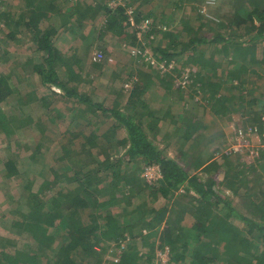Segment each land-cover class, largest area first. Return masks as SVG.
Returning <instances> with one entry per match:
<instances>
[{
    "label": "trees",
    "instance_id": "16d2710c",
    "mask_svg": "<svg viewBox=\"0 0 264 264\" xmlns=\"http://www.w3.org/2000/svg\"><path fill=\"white\" fill-rule=\"evenodd\" d=\"M23 1L24 11L17 18L10 12L0 13V23L3 22L9 28L7 34L0 31L2 36L13 40L22 31L21 37L29 39L38 57V62L28 58L25 64H18L17 69L29 66V75H35L40 85L47 86L51 96L57 89L64 95L77 97L80 104L88 107L85 111L95 115L100 112L105 118L114 119L113 126L98 137L95 133L85 137L72 132L73 138H84L79 149H72L74 142L70 139L62 145V154L55 157L60 167L50 169L52 178L44 180L37 192L31 190L30 182L24 187L23 204L17 208L21 217L13 220V227L29 233L35 244L45 249H50L54 242L53 232H59L65 243L58 247L55 262L46 260V264H115L102 262L108 250H113L112 254L118 256L117 264H139L141 256L138 255L137 246H126L120 251L121 243L129 239V244L135 242V227L139 231L147 230L149 234L144 236L138 233L144 247L149 250L148 263H152L156 249L168 248V264H264V193L258 191L251 194V188L237 185L236 182L244 179H240L244 176V170H254L256 174L259 169L264 173V106L256 111V121L250 122L257 126L261 140V146L257 148L258 157H255L253 164L245 167L242 166L244 160L235 155L236 163L226 166L224 177L219 181L217 174H214L220 169L219 165L211 161L209 155L205 160L201 159L203 155L195 159L192 146L189 155L180 152L181 157L191 158L189 162L192 167L187 169L168 158L165 149H159L154 143L158 122L167 114L170 116L164 112L161 118H152L153 113H144L147 106L143 97L153 83L154 76L137 72V80L133 82L127 102L128 106L133 107L130 113L124 114L117 108L106 109L102 104H92L85 96H76L75 89L69 88L73 83L72 78L77 76L72 67L79 61L62 54L55 40L60 25L67 33L69 29H85L92 24L90 26L93 29L88 34L90 37L96 31L100 38L111 36L125 45L142 50H148L146 47L149 45L158 61L180 64L181 70L175 66L172 70L178 79L186 74L182 69L195 67L194 71L188 70L191 91L201 92L204 96L208 94L205 100L213 108H225L234 98V93L240 91L239 96L242 97L245 78L254 74H249L250 71L264 67V0H226L227 3L219 0L215 6L216 12L212 14L209 11L214 19H205L200 13L204 0H193L198 4L193 8L196 12L194 21L179 19L180 29L176 32L171 29L172 24L164 19L160 22L149 21L150 28L142 32L140 37L139 24L154 15L150 12L142 17L144 19L134 13L129 15L126 12L129 1L115 8L108 5L112 0H90V3L82 4L65 0L60 7L56 5V0ZM144 1L150 3L152 0ZM182 3L183 0H174L173 11L182 8ZM57 17L60 25L55 26L53 20ZM165 26L167 30H159V27ZM259 49L260 59L256 56ZM217 71L225 75L226 82L218 79L222 74H217ZM10 77L0 75V131L6 136L10 132L14 134L11 125L15 128L29 123L27 117L22 120L3 113L1 106L9 102V97L13 94L18 97L23 95L11 84ZM156 79L166 93L172 92V74L156 76ZM35 91L34 86L25 97L22 96L25 99L20 98L17 103L28 106L33 101ZM178 92L181 93L180 90ZM50 95L35 99L40 100L43 107H49ZM188 97L193 98L192 95ZM254 103L255 99L249 101V104ZM180 104H177L180 110L173 118L170 116V129L175 136L182 130L177 139L182 143L197 134L193 146L196 147L203 141L201 131L205 127L197 119H186L183 113L185 102ZM135 108L139 111L133 113ZM146 116L151 122L143 127L142 120ZM50 117L55 118L54 110ZM120 129L125 134L117 138ZM92 149H98L97 156L92 154ZM216 152L220 153V150ZM222 157L226 163V160L231 162L230 158L234 155L225 152ZM148 167L158 168L160 177L156 181H146L141 177ZM5 168L7 178L17 175L13 162H6ZM230 171L235 174L229 178ZM200 173L203 175L200 176ZM40 177L44 179L42 173ZM222 185L233 196L240 195V200L244 202L242 212L233 206L220 189ZM240 189L243 191L241 194ZM179 190L183 193L177 194ZM43 191L52 193L51 197L45 198ZM136 200L140 204L133 207ZM183 201L186 202L184 207L178 208V204ZM120 202L129 210L123 215L115 214L111 209L120 205ZM86 210L90 212L87 222H83L82 216ZM186 216L192 219L191 224L184 222ZM235 221L239 226L234 224ZM148 239H152V242ZM1 241L9 242L4 239ZM42 257L39 250L33 255L2 250L0 264H28L31 258V264H43Z\"/></svg>",
    "mask_w": 264,
    "mask_h": 264
},
{
    "label": "rangeland",
    "instance_id": "374dc122",
    "mask_svg": "<svg viewBox=\"0 0 264 264\" xmlns=\"http://www.w3.org/2000/svg\"><path fill=\"white\" fill-rule=\"evenodd\" d=\"M64 1L65 0H56V5L60 7ZM66 1H78L81 2V4L90 3V0ZM128 1L130 4L127 6L128 8H126V12L132 11V13L137 16H141L140 18L146 17L148 13L152 12L154 16L148 19V21L160 22L164 19L169 22V24H172L171 29L175 32L180 29L178 23L179 19L184 18L185 20L194 21L196 12H194L193 8H196L198 5L194 3L193 0H183L182 6H184L177 11H173L172 2L174 0H152L150 3L144 0H112L108 5L115 8L119 5L124 6ZM218 1L219 0H214V6L211 5L213 7H206L207 12L211 11L212 14L216 12L215 6ZM223 1L226 3L228 2L226 0ZM24 3L23 0H2L0 1V13L10 12L11 15L17 18V16L24 11ZM203 6L204 3L199 11ZM58 18L59 17L53 20V25H60ZM2 23H0V31L2 30L1 32L7 34V29L9 28ZM90 25L92 24L87 25L85 29H79L78 27L73 28L72 31L69 29L67 33H64V29L60 25L59 34L55 39L57 41L56 46L59 47L62 54L79 61V64L75 63L72 67L77 76L76 78L75 76L72 78L73 83L69 85V88L75 89L76 96H85L92 104H102L106 109L117 108L124 114L130 113V109L132 112L133 107L130 105L128 106L127 102L130 90L137 80V72L152 75L154 76L153 83L143 97V101L147 106L144 112L145 115L151 112L154 114L152 118H161L163 113L166 112L173 118L180 110L177 104L179 103L181 106L180 102H185L184 110L182 109L186 116L185 118L197 119L201 122L202 126L205 127L204 130L201 131L204 137L203 141L198 146L193 147L194 137H196L197 134L185 143L178 141L177 139L181 135L182 130L175 136L173 130L170 129V116H168V114L167 117L163 116L164 119L158 122L154 143L159 149H165L168 158L177 161L182 167L187 169L191 168V162H189L191 158H187L188 156L181 157L180 152L188 153L191 151L190 146H192L195 159L203 155L201 159L205 160L209 155L211 161H215L219 165L220 169L217 173L214 172V174H217V180L219 181H222L224 177L226 166L236 163L234 161L236 160L235 155H238V157L244 160L245 163L243 162L242 166L246 167L254 163L256 156L255 151L261 146L258 132H254L253 135L245 139L238 140L237 131L257 127L250 122L256 121V119L254 120L256 111H258V108L261 106H264V67H256L250 71L249 74L252 72H254V74L245 78L242 84L244 86L242 97L239 96L240 91H238L233 94L234 98L225 105V108H213L212 105H208L205 100L208 98V94L204 96L201 92L194 93L191 91V79L184 88H181L179 84L181 79L176 78L177 75H174L175 73L173 71L170 73H163L164 71L158 70L156 67L145 63L141 58L139 59L135 52L136 46L125 45L120 40H116L111 36H103L100 38L97 36L96 31L92 34V37H90L88 34H90L93 29ZM165 29L167 30L166 26L165 28L159 27V30L162 32H164ZM22 33L21 31V34H17V37L13 40H8L6 36H2L0 33V75L11 76V84L21 91L24 97L31 88L34 89V86L36 87V91L33 95L34 97L32 98L33 101H29L31 103L28 104V106L19 105L17 100L24 97H18L16 94L9 97V102H4L1 106L6 116H14L22 120L27 117L28 119L26 120H28L29 123L18 125L15 128L11 125L14 129V134L10 132L8 136L0 131V252L2 250L7 253L19 251L25 255H33L39 250V252L43 254L41 258L43 264H46V260L49 263L55 262L58 247L65 243L61 240L62 237L58 235L60 234L59 232H53L54 242L50 249H45L35 244L29 233L13 227V220L21 217L19 209L17 208L23 204L21 199L22 195L25 193L24 187L30 182L32 183L31 190L37 192L40 186L43 185L42 182L44 180L52 178L50 169H58L55 167H60L55 157H59L62 154V145L67 143L70 139L74 142L72 149H79V144L84 142V138L80 136L73 138L72 132L76 134L81 133L85 137L95 133L98 137L113 126L114 119L111 117L105 118L100 112L95 115L90 111H85L88 107L84 104H80L81 102L78 101L77 97L64 95L62 91H58L57 89H54L55 94L51 96L47 86L40 85L39 79L35 75H29L31 72L29 66H25L24 69H21V67L17 69L18 64H25L28 58H33L35 62H38L37 54L34 53V46L29 42V39L21 37ZM146 48L148 49V54H151V56L158 61L153 49L149 47V45ZM31 53L33 54L31 55ZM95 55L98 57L97 61L93 60ZM256 56L259 59L261 58L260 49ZM183 58L185 59V56H183ZM14 65L16 66L15 69ZM175 67L181 70V66L178 62H176ZM186 70L194 71L196 68L188 66V68L182 69V71ZM10 72L13 73L11 74ZM166 74H172L174 76V81L172 83L173 90L171 93H166L158 79H156V76L163 77ZM217 74L222 73L221 71H217ZM218 79L222 81L227 80L224 74L218 77ZM178 87L180 88L178 89ZM179 90L181 93L178 92ZM47 95L51 96L49 100L50 106L43 107L41 101H36L35 98H43ZM188 95H192L193 98L188 97ZM180 99L183 101L178 102ZM253 99H255V103L249 104V101ZM53 110L55 112V118L50 117V113ZM138 111L139 110L135 108L133 113ZM143 118L142 126L147 127L151 119L148 116ZM250 118L251 120L253 118V120L250 121ZM83 124L84 126L82 127ZM67 131L71 133L69 134ZM124 134V130L120 129L116 136L117 138H122ZM151 136L150 134V137ZM97 141L100 143L99 140ZM221 144L223 146H221ZM217 150H220V153H217ZM91 152L93 155L97 156L98 149H92ZM225 152L233 153L234 157L230 158L231 162L226 160V163H224L222 156ZM73 160H76V158H73ZM9 161L14 163L17 175L7 178L5 166L6 162ZM155 169L154 172H150L149 174H145V171H143L141 177L148 181L147 177L150 178L157 175L158 168L155 167ZM253 172L254 170H244V176L240 177V179H244L239 182L236 181L237 185L239 184L251 188V194L258 191L264 193V173L259 171V169H257L256 174ZM41 173L44 175V179L40 177ZM229 174L230 178V176L235 173L234 171H230ZM199 175L201 176L203 174L200 173ZM220 189L225 192L233 206H235L239 212H242L244 202L240 200V195L233 196L230 191L225 189L224 185H222ZM241 192H243L242 189L239 190V194H241ZM182 193L183 192L180 190L177 192V194ZM42 195L45 196V198H49L52 193L43 191ZM185 203L184 201L180 202L178 208L184 207ZM119 204L120 205L111 208L113 213L123 215V213L129 211L128 208L126 209L123 206L124 203L120 202ZM139 204L140 201L136 200L134 201L133 207ZM88 212L90 211L86 210L83 214V222H87ZM137 215L139 217L138 213ZM134 216H136V214H134ZM184 222L190 223L191 221L189 217L186 216ZM234 224L239 226V223L236 221ZM138 233L144 236L149 235L147 230L139 231V228L135 227L133 230L135 242L129 244L131 242V239H129L121 243L120 251L126 248V246H137L138 255L141 256H139V264H167L169 256L160 253L159 249H156L152 263L146 261L149 250L144 247V242H142ZM1 239L9 240V242H2ZM149 242H152V239L149 240ZM2 243L5 245L4 247H2ZM110 246L114 245L111 244ZM165 249H167L169 253V249ZM112 252L113 250H108L102 257V262L110 261L117 264L119 260L118 256L112 254ZM41 259L40 262L42 263ZM31 262L32 258L31 260L28 259V264H31Z\"/></svg>",
    "mask_w": 264,
    "mask_h": 264
},
{
    "label": "built area",
    "instance_id": "2783aa9c",
    "mask_svg": "<svg viewBox=\"0 0 264 264\" xmlns=\"http://www.w3.org/2000/svg\"><path fill=\"white\" fill-rule=\"evenodd\" d=\"M211 5L214 6V0H204V6L202 7L201 12H200L207 19H214L210 15V13L207 12V9H206V7H209V8L213 7ZM128 14L132 15L133 13H132V11H129ZM149 28L150 27H149V21L148 20H144L142 23H140L139 24V30L140 31L138 32V37H140L139 35L142 32L148 30ZM135 52H136V55L139 59L141 58L145 63L150 64L153 67H156L158 70L164 71L163 73H170L175 66V64L173 62L166 64L165 62L156 61L151 56V54L150 55L148 54L149 53L148 50H142L141 48L137 47V48H135ZM97 58H98L97 55H95L93 57V60L97 61ZM185 72H186V74L181 78V80L179 82L181 88H184L185 85L189 83V79H188V72L189 71L187 70ZM257 130H258L257 127L246 128L245 130H238L237 131V138H238V140L245 139L248 136L253 135L254 132L257 133ZM237 138H236V140H237ZM255 155H256L255 157H258L257 151H255ZM155 170H156L155 167H148L145 169V174H149L150 172H154ZM159 177H160V175H159V173H157V175H154V177H150V178L147 177V179H148V181H152V180H156ZM180 191H182V190H180ZM160 253H162V254L164 253V255L167 256L168 250L165 249L164 251H160Z\"/></svg>",
    "mask_w": 264,
    "mask_h": 264
},
{
    "label": "clouds",
    "instance_id": "9594fccd",
    "mask_svg": "<svg viewBox=\"0 0 264 264\" xmlns=\"http://www.w3.org/2000/svg\"><path fill=\"white\" fill-rule=\"evenodd\" d=\"M165 250V248L163 249V250H159V251H164ZM167 256H169V253H168V255ZM168 260H169V257H168ZM168 264V263H167Z\"/></svg>",
    "mask_w": 264,
    "mask_h": 264
},
{
    "label": "crops",
    "instance_id": "0c3cea01",
    "mask_svg": "<svg viewBox=\"0 0 264 264\" xmlns=\"http://www.w3.org/2000/svg\"><path fill=\"white\" fill-rule=\"evenodd\" d=\"M224 144H225V143H224ZM187 217H189L190 221H192V219L190 218V216H187ZM189 224H191V222H190Z\"/></svg>",
    "mask_w": 264,
    "mask_h": 264
}]
</instances>
